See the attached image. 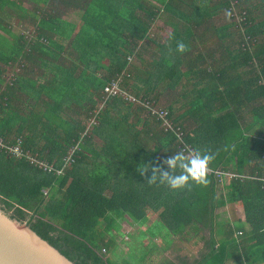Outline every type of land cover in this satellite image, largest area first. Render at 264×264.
Listing matches in <instances>:
<instances>
[{
    "label": "trees",
    "instance_id": "trees-1",
    "mask_svg": "<svg viewBox=\"0 0 264 264\" xmlns=\"http://www.w3.org/2000/svg\"><path fill=\"white\" fill-rule=\"evenodd\" d=\"M27 1L33 11L22 8L21 0H0L1 32L11 33L3 17L13 7L33 16L34 32V40L10 34V51L0 42V138L23 153L0 148L4 206L73 264H114L117 241L110 232L124 217L136 229L152 225L136 235L160 234L164 246L170 236L207 231L200 257H176L178 264H264V0ZM51 4L58 15L51 14ZM60 5L81 11L78 25L61 18ZM158 19L170 28L162 43L151 31ZM200 32L211 36L204 40ZM178 42L185 51H177ZM149 44L157 58L145 64ZM202 45L219 47L215 64H206ZM133 57L145 64L143 77L131 65ZM34 59L45 72L42 83L20 75L3 87V64ZM116 78L122 88L131 79L130 94L141 98L107 99L88 128L102 87ZM183 78L190 85L183 94L188 110L174 116L157 98ZM19 93L32 99L24 111L17 106ZM150 107L166 111L169 128ZM176 131L185 146L213 155L207 168L240 176L220 182L206 173L207 184L189 181L182 189L159 179L150 183L151 167L171 171L161 162L181 149ZM70 151L72 161L62 168ZM234 202L251 228L236 237L215 214ZM123 246V255L132 258L135 245Z\"/></svg>",
    "mask_w": 264,
    "mask_h": 264
},
{
    "label": "rangeland",
    "instance_id": "rangeland-1",
    "mask_svg": "<svg viewBox=\"0 0 264 264\" xmlns=\"http://www.w3.org/2000/svg\"><path fill=\"white\" fill-rule=\"evenodd\" d=\"M234 0H232L233 2ZM237 1V0H236ZM20 6L24 9H27L28 11H33V4L27 0H21ZM56 5L55 4H51L50 5V12L52 15H58L59 14V10H57V14L56 11L53 9ZM41 9H38L37 11H40ZM60 10L63 12V14L61 15V18L63 20L66 21H70L72 23H77V25L80 22V16H81V11L80 10H76L72 7H65V5H60ZM20 11V10H19ZM48 11V10H47ZM7 14L4 15V22L7 23L8 28L11 30V32H13L16 35H21L23 34L24 37L26 38H32L34 37V32H33V16L32 15H28L23 17V15H21V12H18V10L16 9V7H13L12 9H7L6 10ZM234 14L239 15V10L238 8L235 10H233ZM32 16V17H31ZM41 16H39V14L37 15L36 12V18L35 21H37ZM235 30V29H234ZM153 33L155 34V36L159 39L160 43L163 42L164 38L166 37V33L169 32V29L164 26L162 24L161 20L155 21V27L152 29ZM76 32V31H75ZM34 40V39H33ZM150 46H148V50H146L143 55H142V59L145 62V64H148L147 62L157 58V54L155 52V50H153L155 47L154 44H149ZM155 54V55H154ZM33 57H36V54L33 53L32 54ZM154 55V56H153ZM21 61V62H20ZM16 61L14 64H12V68H14L13 70H9V69H5V74L7 77L9 75H13V76H20L23 75L25 77L28 78H35L37 80H43V74H45L44 71H42V68L39 66H35V64L37 65L38 63H30V62H26V61ZM137 59H135V57H133L131 59V65L136 66L138 69H140V71L137 72V74H140V77H143V68H145V64L143 66V64H137ZM143 62V63H144ZM32 64V65H31ZM67 62H64V66H67ZM45 79V78H44ZM131 79H129L126 83L127 85L125 86L124 89H126L127 91L131 92V89L129 86H131ZM184 91V88H180V87H175L174 91H167L166 95H161L159 96L157 99L160 100V104L162 105V99H166V98H178L181 96V92ZM140 94V93H138ZM42 97V96H41ZM153 97V96H152ZM29 101L25 102V107H28ZM97 107H99V100L97 101ZM192 119H187L185 120L187 125H191L192 124ZM87 123V122H86ZM138 128H141L140 125H137ZM187 127V126H186ZM94 143L96 146L100 147L101 143L99 138L95 137L94 138ZM153 147V143H150L149 148ZM219 187H221V184L219 185ZM46 190H44L45 192ZM108 194V192H107ZM0 205L4 206L2 199L0 198ZM6 207V206H4ZM7 208V207H6ZM11 211L14 212V209L12 208H7ZM27 215H29L30 213H26ZM26 223V221H24ZM152 222H154L152 220ZM117 225H118V231L117 232H110L111 237L113 238V240L115 239L117 241V246L115 251V257H111L110 259L113 260L114 264H142V262L138 259H141L144 255V251L147 252L148 250H150L151 248L149 247L148 249L145 250L146 247L145 246V242H141V240L143 239L142 235H135L134 238H130L131 239V243L132 245H135L134 250L132 251V258H128L127 256L125 257L123 255V253L127 252L128 248L126 246H123V244H127L129 243V235L132 234L136 229H134V227L130 224L129 220H127L125 217L124 219L118 220L117 221ZM152 225H148V223L144 224L143 226H141L142 228L146 227V229H148L149 227H151ZM140 228V227H138ZM146 229L143 230V233L146 234L148 233V231H146ZM161 227L157 225V223L154 225L153 231L154 233H159L161 232ZM173 240V245L170 246V248H168V250L165 252V254H163V258H166V261L169 259L170 261H174L175 263H177L176 257H179L178 254H182V250L179 252V244H178V240L174 237ZM134 241V242H133ZM127 242V243H126ZM154 243H158V242H154ZM129 244V245H130ZM159 244V243H158ZM152 250V249H151ZM186 254H189V256L187 257H192L195 256L193 251L189 250V248H186ZM106 257V255H104Z\"/></svg>",
    "mask_w": 264,
    "mask_h": 264
},
{
    "label": "crops",
    "instance_id": "crops-1",
    "mask_svg": "<svg viewBox=\"0 0 264 264\" xmlns=\"http://www.w3.org/2000/svg\"><path fill=\"white\" fill-rule=\"evenodd\" d=\"M158 20H156V21H158ZM75 24H77V23H75ZM168 29H170V28H168ZM12 33L13 32H11L10 34H12ZM200 33L205 35L204 40H206V38L211 36V34H209V33L207 34V32H205V33L200 32ZM10 34L0 31V42H2L3 46L5 45L9 49V51H10V43H11V35ZM21 36H24V35L21 34ZM202 47L203 48H200L198 51L203 52L205 56L206 55L209 56V57H207L208 63H206V64H209V65L215 64L212 61L219 58V53H218L219 47L217 48V45H210L208 47H205L204 45H202ZM197 53L199 54V52H196L195 56ZM35 63H37L36 60H35ZM196 65L198 66L199 64L196 63ZM12 66H13L12 64H7V65L3 64L4 74H5V69L13 70L14 68H12ZM35 66H37V65L35 64ZM0 67H2L1 64H0ZM184 70H185V68L182 67L181 71H184ZM14 77L15 76H13V75H9L8 77L5 75L3 87L5 86L6 83L9 84L10 81ZM22 77H25V76L22 75ZM27 78L28 77H25V79H27ZM31 79L35 80V78H31ZM36 81L39 83L43 82V80L39 81L37 79H36ZM177 86L180 87L181 89L184 88V91H182L180 93L181 96L178 98L162 99V102H163V104H166L168 107H171V111H172L174 116L186 115L187 110H188L187 109V101L189 100V97H183V94H184V92L187 93V90H188L187 86H190V85H189L187 79L183 78ZM3 87H2V89H3ZM166 92L167 91H165L163 93V95L164 94L166 95ZM24 94L25 93H19L18 100H17L18 108H22L21 110H23V111L25 110L24 104L26 102V95H24ZM28 101H30L32 104V99H30V97H29ZM246 169H248V167ZM215 214L217 216V222L227 223L228 226L231 227V229L233 231V235L235 237L237 236L238 231H241L243 233L244 232L250 233L251 228L248 224H246L244 222L245 213L243 211L242 205L239 202L228 203L225 207L218 209L215 212ZM148 225H150V224H148ZM134 229H136V228L134 227ZM144 229H146V227H144V228L140 227V228L136 229L132 234L129 235V237H128L129 243H127V242L126 243L130 244L131 243V239H130L131 236L136 235L137 232H140V230L143 232ZM159 235L155 238H152V237L150 238L149 235H145L143 237V239L141 240V242H143V243L145 242V246H144V247H146L145 250L150 247L151 243H153V245H154L153 248L150 247V248H152V251L148 250L146 252V254L143 255V257L141 259H138L142 262V264H164L167 262L166 258H163V254H165V252L168 250V248H170V246L173 245L172 239H174V237L170 236L168 238V240H170V243L165 244V246H164L163 239ZM207 237H208L207 231H204V232L202 231V232H199L196 234L195 233H187V234H183L181 236L175 237L178 240L179 252L182 250V253H183V255L178 254L179 258L181 257L183 260L184 259L194 260V259H197V257H200V255L203 252V245L206 242ZM154 242H158L159 244L154 243ZM163 246H164V248L166 247V249H164ZM186 248H189V250L193 251L195 256H192L190 258L187 257V256H189V254H186V251H188V250H186ZM225 264H234V262H233V260H227L225 262Z\"/></svg>",
    "mask_w": 264,
    "mask_h": 264
},
{
    "label": "water",
    "instance_id": "water-1",
    "mask_svg": "<svg viewBox=\"0 0 264 264\" xmlns=\"http://www.w3.org/2000/svg\"><path fill=\"white\" fill-rule=\"evenodd\" d=\"M0 264H73L13 211L0 205Z\"/></svg>",
    "mask_w": 264,
    "mask_h": 264
},
{
    "label": "clouds",
    "instance_id": "clouds-1",
    "mask_svg": "<svg viewBox=\"0 0 264 264\" xmlns=\"http://www.w3.org/2000/svg\"><path fill=\"white\" fill-rule=\"evenodd\" d=\"M185 48L183 42H178L177 51L183 52ZM213 159V155L209 153H202L199 149L185 146L161 162L171 171L164 170L161 166L151 167L152 175L148 181L154 183L159 179L161 184L166 183L171 189H182L189 186V181L197 184H207V167ZM148 168L149 165L140 170L141 174L143 175ZM176 169L180 170V174H174Z\"/></svg>",
    "mask_w": 264,
    "mask_h": 264
},
{
    "label": "built area",
    "instance_id": "built-area-1",
    "mask_svg": "<svg viewBox=\"0 0 264 264\" xmlns=\"http://www.w3.org/2000/svg\"><path fill=\"white\" fill-rule=\"evenodd\" d=\"M248 38H246L247 40ZM247 44V41H246ZM120 77V75H119ZM119 81L120 78H116L112 81H110L109 83L105 84L102 89H101V97L99 99V107H97V109L94 111L95 115L92 116L87 124V127L90 128V125H94L96 124L97 120H96V114L98 113V110L100 108L103 107V105L105 104V101L111 97H120L122 99H124L125 101H130V102H136L138 98H141V96H138L137 98L135 96H133L132 94H130L129 91H127L126 89L122 88L119 86ZM150 111L152 114H154V116H156L157 118H160L162 121V126L166 129L169 128V124L165 118V114L166 111H162V110H156L150 107ZM176 137H177V142H179V145H181V149L185 147L184 143L182 142V139H180V137H182V133L176 131ZM0 148H2L4 151H7L9 154H12L14 156H21L22 153V149L21 147L17 144V145H9L7 142H5L2 138H0ZM76 148V147H75ZM71 154L72 152L70 151L68 153V155L65 157V161L64 164L62 166V168L68 166V164H70V162L72 161L71 159ZM27 157L29 159H31L32 161H35L34 158H30L29 155L27 154ZM37 162V161H36ZM39 166H42L44 169L47 170H52V166L50 165H45L41 162H38ZM61 169L59 170H55V173H60ZM209 173H213L216 178L218 179V181H223V180H227V179H231V178H237L240 175L236 174V173H232V172H223V171H217V170H211L210 168H207V174ZM264 183V180H262Z\"/></svg>",
    "mask_w": 264,
    "mask_h": 264
}]
</instances>
